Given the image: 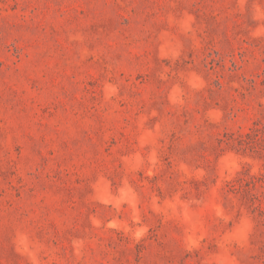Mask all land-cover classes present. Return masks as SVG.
<instances>
[{
  "label": "rangeland",
  "instance_id": "374dc122",
  "mask_svg": "<svg viewBox=\"0 0 264 264\" xmlns=\"http://www.w3.org/2000/svg\"><path fill=\"white\" fill-rule=\"evenodd\" d=\"M0 264H264V0H0Z\"/></svg>",
  "mask_w": 264,
  "mask_h": 264
}]
</instances>
